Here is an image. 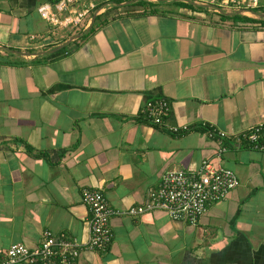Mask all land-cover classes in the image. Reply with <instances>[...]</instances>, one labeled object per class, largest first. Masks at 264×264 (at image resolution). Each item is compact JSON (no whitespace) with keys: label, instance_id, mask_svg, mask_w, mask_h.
Instances as JSON below:
<instances>
[{"label":"crops","instance_id":"0c3cea01","mask_svg":"<svg viewBox=\"0 0 264 264\" xmlns=\"http://www.w3.org/2000/svg\"><path fill=\"white\" fill-rule=\"evenodd\" d=\"M97 1L59 12L50 0H0V256L37 249L47 229L86 242L88 188L120 214L111 247L77 264H264V153L227 140L219 157L213 136L233 140L264 114V0ZM157 99L171 107L160 127L142 113ZM179 125L190 130L168 129ZM204 162L240 186L196 226L159 210L124 214L167 172Z\"/></svg>","mask_w":264,"mask_h":264},{"label":"built area","instance_id":"2783aa9c","mask_svg":"<svg viewBox=\"0 0 264 264\" xmlns=\"http://www.w3.org/2000/svg\"><path fill=\"white\" fill-rule=\"evenodd\" d=\"M79 0H61L56 3L59 12L68 10L71 3ZM196 4H213L215 0H183ZM261 5L260 0H223L220 7H235L242 9H255ZM73 14V13H72ZM47 15L46 18H50ZM79 22L78 18L74 20ZM71 18H66L70 23ZM171 112V107L165 99H157L146 104L143 117L154 126H163ZM172 134H182L190 130L187 125L168 127ZM220 142L221 157L226 153V141H236L245 144L252 150L264 153V114L256 125L238 134L233 140L226 133H213ZM240 186L235 172L204 162L198 173L187 174L182 171L167 172L159 188L150 193L149 202L130 208L124 214L137 217L148 211H164L168 216L179 222H188L196 226L204 217L209 208L225 199L229 193ZM83 203L90 214V235L86 242H80L71 235L60 232L55 233L47 229L42 234L40 246L30 250L22 244L12 245L7 252L0 256V264H77L81 253L85 250L93 252L107 251L113 241L114 233L111 228V218L120 214L115 210L99 190L85 188L82 191Z\"/></svg>","mask_w":264,"mask_h":264},{"label":"rangeland","instance_id":"374dc122","mask_svg":"<svg viewBox=\"0 0 264 264\" xmlns=\"http://www.w3.org/2000/svg\"><path fill=\"white\" fill-rule=\"evenodd\" d=\"M106 0H103V1H101V0H99V1H97V3H103V2H105ZM114 1V0H113ZM114 5H117L116 3H114ZM97 8L95 7L94 8V11L96 10ZM80 14H82V10H80V11H78L77 12V14H72V15H67V18H71V21L72 22H70V23H68V25H74L75 24V19H82V18H85V16L84 15H82L81 17H77V16H79ZM91 15V14H90ZM77 24H79V23H77Z\"/></svg>","mask_w":264,"mask_h":264},{"label":"trees","instance_id":"16d2710c","mask_svg":"<svg viewBox=\"0 0 264 264\" xmlns=\"http://www.w3.org/2000/svg\"><path fill=\"white\" fill-rule=\"evenodd\" d=\"M50 1H51L52 4H56V3H58L61 0H50ZM125 1H129V0H114L113 3L120 4V3H123ZM138 3L141 4V5H146L147 4V2H145V1H141V2H138ZM91 32H93V29H91Z\"/></svg>","mask_w":264,"mask_h":264}]
</instances>
